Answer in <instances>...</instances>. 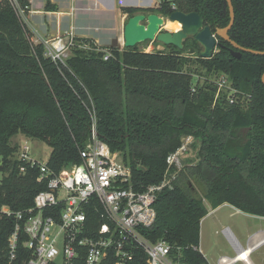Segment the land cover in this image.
<instances>
[{"label":"trees","instance_id":"16d2710c","mask_svg":"<svg viewBox=\"0 0 264 264\" xmlns=\"http://www.w3.org/2000/svg\"><path fill=\"white\" fill-rule=\"evenodd\" d=\"M17 1L28 17L29 0ZM174 3L178 11L198 13L213 33L230 22L227 0ZM232 3L231 40L264 52V0ZM45 11L57 12L58 7L46 0ZM121 11L129 18L172 13L167 4ZM34 38L19 9L0 0V157L13 167L2 187V204L23 211L47 188L37 183L39 169L19 175L18 163L9 160L19 147L13 140L23 135L43 142L51 148V170L70 168L81 162L94 108L100 138L131 167L137 190L164 180L167 159L184 137L200 142V161L159 193L156 221L142 230L152 242L181 248L182 264H209L195 249L200 248L201 222L209 214L206 201L214 210L228 204L264 218V56L242 51L236 59L231 53L236 49L221 38L211 59L200 57L194 39L183 50L163 45V50L148 53L138 47H98L91 39L78 38L66 65L58 66ZM107 52L111 56L105 60ZM223 76L240 92L234 104L226 93L216 100V80ZM194 182L203 186L202 195ZM8 234L0 228V257Z\"/></svg>","mask_w":264,"mask_h":264},{"label":"built area","instance_id":"2783aa9c","mask_svg":"<svg viewBox=\"0 0 264 264\" xmlns=\"http://www.w3.org/2000/svg\"><path fill=\"white\" fill-rule=\"evenodd\" d=\"M10 1L25 17L18 1ZM148 1L149 5H143L146 8L157 9L167 4L172 13L178 11L175 0H155L154 7L153 0ZM75 11L73 8L69 16L74 17ZM171 14L159 16L170 20ZM78 38L72 26L56 37L34 41L44 46L46 58L65 66ZM110 56L107 52L105 60ZM216 84V100L226 93L231 104L237 102L240 92L228 78L220 77ZM90 115V138L80 153L79 164L53 171L48 161L42 163L32 156L28 141L18 145L17 152L9 158L18 163L19 175H26L29 168L39 169L37 183L47 187L36 194L28 209L14 211L2 204L6 198L2 187L13 167L0 157V228L9 231L0 264H182L181 248L163 240L152 242L142 230L154 225L158 195L171 188L182 171L180 156L187 152L194 137H184L182 146L168 157V169L160 184L137 190L131 167L100 138L94 108ZM223 233L231 243V232L226 229ZM195 249L202 253L201 248ZM224 260L221 258L218 264H224Z\"/></svg>","mask_w":264,"mask_h":264},{"label":"rangeland","instance_id":"374dc122","mask_svg":"<svg viewBox=\"0 0 264 264\" xmlns=\"http://www.w3.org/2000/svg\"><path fill=\"white\" fill-rule=\"evenodd\" d=\"M42 1V0H41ZM40 0H37L34 4L33 10H40L42 7ZM153 7L155 6V0L151 2ZM124 6L122 0H114L112 5V10L109 12H83L80 14L79 23L85 25L87 19L93 22V25L98 28L97 34H92V36H102L104 39V45H107V48H111L110 45L114 39L120 40V50H123L124 40L123 33L125 24L124 19L128 20L129 17L123 12L119 16L121 8ZM126 6V5H125ZM124 6V7H125ZM137 6V5H136ZM100 11L104 10V6L99 5ZM25 22L28 21V17H23ZM127 23V21H126ZM181 28V25L178 27L174 23L165 26L163 31H175ZM99 33V34H98ZM49 37V36H48ZM94 37H92L94 39ZM36 39H45V35L38 33L35 37ZM34 38V39H35ZM91 38V39H92ZM95 41V40H94ZM97 46L101 44L96 43ZM163 45L157 42H146L138 46L140 51H146L148 53L163 50ZM194 59L196 57H193ZM193 68H197L193 66ZM198 68H200L198 66ZM203 81V80H202ZM24 137H17L13 140L14 144L21 145L28 140H23ZM184 142V139L182 140ZM30 146L32 147V156L38 159L40 162L45 163L49 160L51 155V148L40 141L29 140ZM200 142L193 140L192 144L189 145L188 150L182 156H180L182 168H187L188 166H195L199 161V151H200ZM182 169V170H183ZM1 181V176H0ZM197 189L199 195L203 194V186L197 182L193 183ZM205 205L209 211V214L201 222V234H200V248L204 257L207 259L209 264H218V261L221 257H228L230 259H235L239 252L235 251L231 246L230 242L224 235L223 231L228 229L231 234L234 236L235 240L247 251L250 250L247 246V241L250 239V245L256 246L263 239V235H259V232L264 234V218H259L256 216H251L242 212H237V209L229 206L222 205L217 209H213L211 205L206 201ZM258 234V235H257ZM261 236V237H260ZM250 259L253 264H264V244L257 247L252 251ZM243 264V263H236Z\"/></svg>","mask_w":264,"mask_h":264},{"label":"water","instance_id":"95a60500","mask_svg":"<svg viewBox=\"0 0 264 264\" xmlns=\"http://www.w3.org/2000/svg\"><path fill=\"white\" fill-rule=\"evenodd\" d=\"M230 11V22L225 28L218 29L213 33L210 27L205 25V20L198 13H183L177 11L171 14L170 20L178 22L181 29L176 32L163 31L165 19L158 14H138L128 19L124 27L123 40L125 48L138 47L146 42H157L164 46H174L179 50L184 49V43L188 39H194L201 47L200 57L211 59L218 46V39L229 42L236 50H232V56L241 59L242 51L264 56V52L245 49L231 40L229 33L235 24V9L232 0H227ZM125 7L146 8L145 6L129 5ZM150 8V7H147ZM111 48H119L120 40L114 39ZM264 84V75L262 77Z\"/></svg>","mask_w":264,"mask_h":264},{"label":"crops","instance_id":"0c3cea01","mask_svg":"<svg viewBox=\"0 0 264 264\" xmlns=\"http://www.w3.org/2000/svg\"><path fill=\"white\" fill-rule=\"evenodd\" d=\"M36 1L37 0H29V2H30V13L28 16V21H26L29 29L33 32L35 37L38 35V33L45 35V37H48V36L49 37H56L58 35L63 34L65 31L69 30L72 26H74L76 28V34L79 38L91 39L92 37H94V36H92V34H97L99 29L96 28L93 25V22L90 21L89 19H87V23L85 25H82L81 23H79L80 14L83 12H86V11L87 12H101V13L106 12L107 13V12L112 10V5H113L114 0H50L52 2V4H54L58 7L57 12L45 11L46 0H42V1L40 0L41 4H42V7L40 8V10H33L34 4L36 3ZM122 2L124 4V6L125 5L126 6H129V5H138V6L140 5L141 6V5H149L150 4V2L148 0H122ZM99 5L104 6V8H105L104 10H107V11H100ZM73 8H75L76 11H75L74 17H71V16H69L68 13ZM121 13H122V11H120L119 16H121ZM126 21H128V20H126V19L123 20L124 24H126ZM35 40H36V38H35ZM91 40H93V41L95 40L96 43L101 44L99 47H107V45H104L103 43H101L104 41L102 36L94 37V39L92 38ZM20 136L24 137L23 140H28V141L32 140V139L26 138L23 135H19L18 137H20ZM224 205H228V204H224ZM237 212H240V211L237 210ZM258 234L264 235L263 232H259ZM230 239H231L230 241L232 242L233 245H234V243H233L234 241L237 242L233 235H231ZM250 239L251 238H249L247 241V245H248L247 247L249 249L251 246L250 245ZM263 239L259 244H257L254 247L257 248V247L263 245L264 244ZM234 247L236 249L235 245H234ZM239 247H241V249H243V247L240 244H239ZM236 251H237V249H236ZM251 253H250V256H251ZM221 258L230 259V258L225 257V256L221 257ZM230 260H232V259H230ZM236 263H240V261L236 262ZM236 263H233V264H236ZM241 263H243V262H241Z\"/></svg>","mask_w":264,"mask_h":264},{"label":"bare ground","instance_id":"6f19581e","mask_svg":"<svg viewBox=\"0 0 264 264\" xmlns=\"http://www.w3.org/2000/svg\"><path fill=\"white\" fill-rule=\"evenodd\" d=\"M174 23V25H177L178 27L180 26V23L178 22H172V21H169L168 19L165 18V24L163 26V29L165 28V26H168L169 24H172ZM181 29V28H180ZM178 29V30H180ZM178 30H175V31H169V32H176ZM261 237V236H260ZM264 238V235L262 236ZM264 240V239H263ZM262 241V240H261ZM232 243V242H231ZM234 245L236 246V249L237 251L239 252L238 256L233 259V260H230V259H225L224 260V264H233V263H236V262H243L244 264H253L251 259H250V253L256 248L254 246H250V250H245L244 248L241 249V247H239V244L237 242H233Z\"/></svg>","mask_w":264,"mask_h":264}]
</instances>
